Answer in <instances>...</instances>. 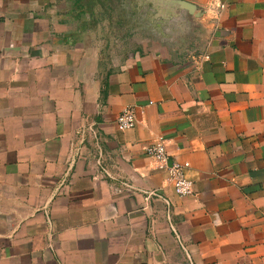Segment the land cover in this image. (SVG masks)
Returning <instances> with one entry per match:
<instances>
[{
	"label": "crops",
	"instance_id": "1",
	"mask_svg": "<svg viewBox=\"0 0 264 264\" xmlns=\"http://www.w3.org/2000/svg\"><path fill=\"white\" fill-rule=\"evenodd\" d=\"M184 1L193 50L122 51L77 0H0V264H264V0Z\"/></svg>",
	"mask_w": 264,
	"mask_h": 264
},
{
	"label": "rangeland",
	"instance_id": "2",
	"mask_svg": "<svg viewBox=\"0 0 264 264\" xmlns=\"http://www.w3.org/2000/svg\"><path fill=\"white\" fill-rule=\"evenodd\" d=\"M91 1L77 0V6L86 12L85 18L91 19L92 14L102 18L101 22H106V26L100 25L103 36L111 39L115 32L116 37H121V43H116V46L122 51L133 48L136 40L139 48L143 47L141 41L145 40H154L159 47L165 45L176 51L195 48L198 28L192 14L171 1L109 0L114 3V10L110 11H104L98 4L90 5ZM118 18L126 24L120 27L109 25ZM131 39L135 42H130Z\"/></svg>",
	"mask_w": 264,
	"mask_h": 264
},
{
	"label": "built area",
	"instance_id": "3",
	"mask_svg": "<svg viewBox=\"0 0 264 264\" xmlns=\"http://www.w3.org/2000/svg\"><path fill=\"white\" fill-rule=\"evenodd\" d=\"M137 116L134 107H126L122 109L115 119V125L119 130L131 129L136 125ZM146 154L153 157L159 167H165L168 170V179L174 193L178 196H186L193 193V181L188 177L186 170L189 167L187 161L170 162L166 152L165 145L162 140H158L146 147ZM148 195H158L155 191L148 192ZM166 204H169L168 199H164ZM177 238V232L172 227Z\"/></svg>",
	"mask_w": 264,
	"mask_h": 264
},
{
	"label": "water",
	"instance_id": "4",
	"mask_svg": "<svg viewBox=\"0 0 264 264\" xmlns=\"http://www.w3.org/2000/svg\"><path fill=\"white\" fill-rule=\"evenodd\" d=\"M168 1H171L173 4L177 5L178 7H182L186 9L192 15L194 14L195 6L192 5L191 3H188L184 0H168Z\"/></svg>",
	"mask_w": 264,
	"mask_h": 264
}]
</instances>
